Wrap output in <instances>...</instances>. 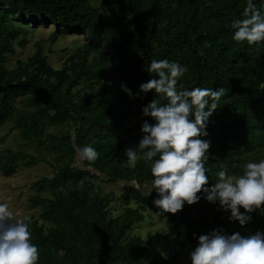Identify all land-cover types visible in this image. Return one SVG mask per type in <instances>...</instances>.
Here are the masks:
<instances>
[{
    "label": "trees",
    "instance_id": "1",
    "mask_svg": "<svg viewBox=\"0 0 264 264\" xmlns=\"http://www.w3.org/2000/svg\"><path fill=\"white\" fill-rule=\"evenodd\" d=\"M105 2L101 8L91 0H0V131L14 120L25 140L50 143L68 158L52 179L33 185L37 195L31 205L42 212L24 221L39 249L36 264H140L153 237L132 232L144 222L147 210L165 218L173 229L184 227L191 245L213 230L242 236L264 232V209L251 213L252 220L241 226L219 202H208L203 191L197 203H185L176 213L162 212L153 203L158 194L144 192L153 179L150 162L141 159L131 168L124 163L133 132L136 147L143 122L154 123L143 116L142 108L158 94L140 91L142 83L155 78L146 70L153 59L185 67L178 89H225L207 122L208 135L200 137L210 141L206 186L215 183L221 169L239 175L246 162L264 159V41L237 42L230 26L232 19L241 17L247 0ZM254 2L261 6L260 0ZM38 24L52 26L59 34L86 35V42L60 69L49 64L41 48L9 69V56L29 34L24 25ZM122 83L131 89V97ZM18 99H26L35 110L20 115ZM56 126L73 128L74 133L50 134L41 141L48 128ZM86 144L99 154L93 162L77 156L78 147ZM20 161L26 168L44 162L10 151L1 171L7 177L17 174ZM99 178L124 185L117 199L123 206L120 215H114V199L96 190L92 180ZM180 263L179 255H171L146 264Z\"/></svg>",
    "mask_w": 264,
    "mask_h": 264
},
{
    "label": "clouds",
    "instance_id": "2",
    "mask_svg": "<svg viewBox=\"0 0 264 264\" xmlns=\"http://www.w3.org/2000/svg\"><path fill=\"white\" fill-rule=\"evenodd\" d=\"M260 4L257 7L254 0H247L241 17L232 19L233 40L249 45L264 41V0ZM146 70L155 78L142 83L140 91L154 90L158 98L144 106L142 114L154 123L143 122L138 145L125 149V165L135 167L141 159L150 162L153 179L144 186V192L158 194L153 203L162 212L176 213L185 203H197L201 198L198 193L203 191L208 202H219L224 211H230V220L246 225L252 220L251 213L264 209V159L246 162L239 175L221 169L215 183L206 186L210 141L200 137L208 135L207 122L219 107L225 89H187L183 85L178 89V79L186 69L167 59L151 60ZM121 88L132 96L126 84ZM98 155L90 144L77 149L81 161L93 162ZM198 241L190 253L192 264H264V232L242 236L213 230L200 235ZM38 258L29 224L16 219L7 202H0V264H36Z\"/></svg>",
    "mask_w": 264,
    "mask_h": 264
},
{
    "label": "rangeland",
    "instance_id": "3",
    "mask_svg": "<svg viewBox=\"0 0 264 264\" xmlns=\"http://www.w3.org/2000/svg\"><path fill=\"white\" fill-rule=\"evenodd\" d=\"M94 6L104 8L107 6L106 0H91ZM114 2L115 0H110ZM29 30L27 37L22 38L15 46V54L9 56L7 67L14 69L17 61H27L39 48L44 55L48 57V62L55 69H60L69 55L74 53L80 46L86 42V35L81 34H59L55 28H49L43 24L24 25ZM57 34L54 39V35ZM119 86L118 81L115 84ZM17 113L24 115L33 112L35 109L30 106L26 99H18L15 103ZM136 121L130 123L134 126ZM66 132L73 134L74 129L64 126L49 127L46 137L41 141H46L50 134L62 136ZM40 140L34 138L25 140L21 130L16 127L15 121L7 123L0 131V202H7L9 209L13 211L16 219L25 220L28 218H39L42 210L33 208L31 199L37 193L33 185L43 178L52 179L55 175V169L68 158L63 153L55 152L50 143L40 145ZM137 144L136 133L130 137L128 147H134ZM21 151L31 155L36 159L42 160L37 166L26 168L23 162L18 163L17 174L7 177L1 171V165L6 161L8 152ZM97 191L102 195L113 198L112 209L114 215H120L123 210L121 201L117 200L121 196L123 184L121 182L113 183L102 179L92 180ZM51 193L42 194L43 197H51ZM144 239L153 237L152 245L147 250L140 264H146L156 258H167L171 255H179L180 264H189L191 262L190 253L197 245L188 244L186 241V229H173L167 220L156 216L153 212L147 210L145 220L136 226L132 232Z\"/></svg>",
    "mask_w": 264,
    "mask_h": 264
}]
</instances>
